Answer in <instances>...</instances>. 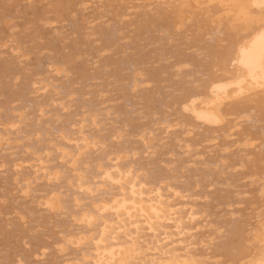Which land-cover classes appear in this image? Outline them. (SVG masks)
<instances>
[{
	"label": "bare ground",
	"instance_id": "1",
	"mask_svg": "<svg viewBox=\"0 0 264 264\" xmlns=\"http://www.w3.org/2000/svg\"><path fill=\"white\" fill-rule=\"evenodd\" d=\"M0 264H264V0H0Z\"/></svg>",
	"mask_w": 264,
	"mask_h": 264
}]
</instances>
